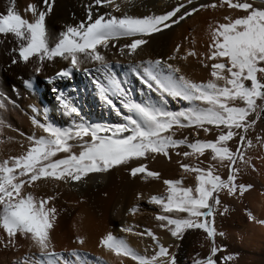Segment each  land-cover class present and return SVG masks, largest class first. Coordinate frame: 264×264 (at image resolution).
Returning a JSON list of instances; mask_svg holds the SVG:
<instances>
[{
    "label": "snow or ice",
    "instance_id": "1",
    "mask_svg": "<svg viewBox=\"0 0 264 264\" xmlns=\"http://www.w3.org/2000/svg\"><path fill=\"white\" fill-rule=\"evenodd\" d=\"M259 2L264 5V0ZM122 4L131 6L133 0H120V3L116 0H92L86 7L85 21L63 25L54 34L48 32L45 24L46 16L53 8V0H42L40 8L28 4L25 11L31 14L30 21L16 11L12 0H8L5 11L0 13V42L6 40L11 45L5 53L11 56L10 65H31L33 75H39L46 62L54 63L58 58L67 66L52 77H46V83L70 78L73 71H83L99 100L119 117V122L111 124L91 123L56 87L50 91L55 96L57 112L69 121L67 126H58L50 121L47 110L42 120L37 119L41 110L29 106L34 114L29 117L31 124L42 134L26 136V150L0 160V230L6 235L7 244H14L19 236L29 241V248L35 249L34 255L25 254L14 264H83L74 251L69 252V256H76L75 262L54 251L50 230L57 219V210L50 205L54 196L38 197L35 194L38 185L34 182L41 179L79 182L89 173H107L115 166L128 165L131 160L146 158L147 155L161 154L168 158L170 150L186 159L191 158L190 163L177 161V164L183 173L194 177V186H182V179H165L164 194L151 195L147 203L157 206L154 220L172 238L180 240L188 230H200L206 234L204 238L210 245L208 255L199 258L197 254L192 264H217L214 257L223 251L214 241L218 234L213 225L214 216L220 209L219 197L221 194L232 197L237 190L242 194L251 187L238 184L237 175L244 167H251L244 149L252 146V140L247 139L246 134L254 129L257 119L264 113V7H254L248 0H220L221 5L242 10L244 15L235 18L225 16L224 22L209 25L207 54L200 55L201 63L204 59L210 62V65H204L210 69V79L196 83L180 75L179 69L170 63L160 59L133 62L131 57L140 46L149 42L152 34L169 29L185 17H191L198 9H210L215 5L184 0V3L159 15H113L120 11ZM92 5L111 8V11L102 14L97 11L93 18ZM120 40L124 42L117 47ZM112 48L120 56L127 55L128 71L150 93H155L156 99L150 95L142 102H135L126 93L106 58ZM179 48L177 44L169 59L176 58ZM186 55L194 57L196 53L187 51ZM179 58L184 59L183 56ZM89 64L91 69L87 67ZM93 71L97 75H93ZM18 79H22L26 90H31V79ZM12 91L19 95L15 87ZM168 98L182 101L186 106L169 110L166 107ZM7 105L19 107L0 92V110H6ZM253 115L255 119L251 118ZM0 126H6L2 119ZM190 128L193 136L198 130L205 134L211 130L216 134L212 140L194 139L189 142L187 137L174 138L177 129ZM255 139L264 148V138L257 135ZM234 140L235 150H232L229 142ZM180 147L187 150L177 151ZM74 148L79 149L78 153L73 152ZM57 153L64 155L54 158ZM205 155L220 168H226V178L217 173L212 163H208L206 168L201 166L203 161L199 157ZM140 173H143L141 179H159V174L146 170L143 163L130 168V176ZM140 198L141 194L137 192L136 199ZM227 210L224 206L219 214L224 215ZM137 211L136 205L128 209L129 213ZM245 214L250 221L254 220L250 212L245 211ZM120 231L129 233L133 229L128 225ZM144 233L151 238L145 253L151 251L152 254H139L124 239L111 234L104 235L99 246L117 257L129 258L134 264H176L175 252L169 251L171 245L165 247L148 229ZM134 234L141 235L140 232ZM82 242V238H76V243ZM231 259V256H225L219 264H227Z\"/></svg>",
    "mask_w": 264,
    "mask_h": 264
},
{
    "label": "bare ground",
    "instance_id": "2",
    "mask_svg": "<svg viewBox=\"0 0 264 264\" xmlns=\"http://www.w3.org/2000/svg\"><path fill=\"white\" fill-rule=\"evenodd\" d=\"M8 0H0V13L5 11ZM120 3V0H116ZM254 7H264L259 0H248ZM16 11L29 21L32 19L30 13L25 11L28 4H35L42 7V0H12ZM92 0H53V8L46 16L45 24L49 33H58L63 25H75L87 19L86 7ZM184 3V0H133L128 6L122 4L119 12L113 15L121 16L124 13L142 17L147 14H163L170 11L172 7ZM211 3L215 7L210 9H198L191 17H185L169 29H162L160 33L151 35L146 45L140 46L139 50L131 57L132 61L160 59L179 69V74L196 83H203L210 79V62L206 59L201 63V53L207 54V46L210 43L209 25L217 22H224L225 16L233 18L244 15L242 10L229 9L227 4L221 5L220 0H197V4ZM187 7V5H186ZM99 11L101 14L111 11L102 6L92 5V15ZM2 39V38H0ZM123 40L117 41V47ZM176 50V58L173 50ZM11 47L8 41L0 42V92L5 93L19 106L14 108L7 105L6 110H0V119L6 126H0V160L6 159L9 155L16 156L26 150L28 142L26 136L42 134L35 129L29 119L34 115L29 106H35L41 110L37 119L42 120L43 113L47 110L48 118L58 126H67L69 121L57 112V102L54 94L50 91L52 87L62 90L78 107L85 120L91 123H115L119 122L110 108L104 105L98 98L94 86L83 71H73L70 78L54 79L53 83L45 82L46 77L66 67V63L55 59L54 63L46 62L39 75H33L30 71L31 65H10V55H5ZM187 51H193L196 56H187ZM183 56L184 59L179 57ZM106 58L110 61V68L113 74L120 80L126 93L135 102H142L150 95L156 99L155 93H150L133 76L127 68V55L120 56L115 48H112ZM118 62V63H117ZM7 65V66H6ZM83 67V66H82ZM91 69V65H87ZM93 75H97L93 71ZM31 79L32 88L26 90L22 79ZM13 87L19 95L12 91ZM186 106L182 101H173L168 98L166 107L169 110H177ZM117 107L119 104L117 103ZM122 114L123 109H119ZM251 118L255 119L253 115ZM210 129L212 126H209ZM23 134V135H21ZM216 132L208 134L198 130L197 135H192V129H177L174 138H188L189 142L194 139H214ZM260 135L264 138V113H261L254 129L246 134L247 139L252 140V146L244 149L245 158L248 159L251 167H244L237 175V183L251 186L244 193L237 190L232 197L221 194L220 209L227 206V212L220 215L219 211L214 216V229L218 233L214 237L215 244L223 251L217 252L214 259L217 264L225 256L232 259L227 264H264V148H261L255 137ZM238 139V138H236ZM229 147L235 150V140L229 142ZM187 150L184 147L177 149L179 152ZM79 149L74 148L73 152L78 153ZM207 151V150H206ZM63 153H57L54 158H62ZM203 161L202 167L212 163L218 174L226 178V168H220L215 161L209 160L208 155L199 157ZM190 163L191 158H184L171 152L168 158L161 154L147 155L146 158H136L128 165H118L109 169L107 173H89L79 182L54 181L52 179H41L35 184V194L38 197L54 196L50 205L57 210V219L50 230V237L54 251L63 257L75 262L76 256H69V252L78 254L83 264H134L127 257H117L110 251L99 246V240L106 234L116 238H122L126 243L139 254L145 253V248L151 243V238L144 233L148 229L157 236L158 240L165 247L171 245L170 253L175 252L176 264H192L193 258H203L208 255L209 242L204 238L206 234L200 230H188L185 235L176 240L165 230L158 227L154 215L158 213L156 205L147 203L151 195L164 194L165 185L163 180L182 179V186H194V177L183 173L177 164ZM145 165L148 171L159 174V179L145 177L143 173L133 177L129 175L130 168ZM235 167V166H234ZM141 194L139 200L136 193ZM136 205L138 211L129 213L128 209ZM250 212L254 220L250 221L245 214ZM127 213V214H126ZM131 225L133 231L125 233L120 231L122 227ZM140 232L137 236L134 233ZM222 233L223 235H220ZM82 238V243H76V238ZM0 264H14L28 254H35V249L29 248V241L17 236L14 244H7V237L0 230Z\"/></svg>",
    "mask_w": 264,
    "mask_h": 264
}]
</instances>
